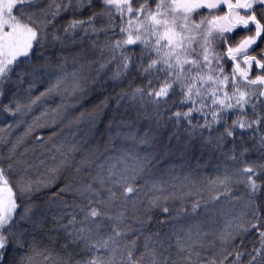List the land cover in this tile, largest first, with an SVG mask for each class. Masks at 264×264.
Instances as JSON below:
<instances>
[{
  "label": "snow or ice",
  "instance_id": "obj_1",
  "mask_svg": "<svg viewBox=\"0 0 264 264\" xmlns=\"http://www.w3.org/2000/svg\"><path fill=\"white\" fill-rule=\"evenodd\" d=\"M100 3L103 7L99 11L93 10L86 18L70 17L62 31L65 37H75L78 32L84 36L103 33L105 42L102 45L92 41L103 61L97 71L112 64L115 65L110 77L112 80L122 79L132 68L144 78V83L135 86L131 92L119 93L121 98L146 100L157 113L161 104L166 105L171 99L172 106L178 104L186 110L171 112L169 119H174L177 125L186 123L192 133L199 130L202 135L208 131V144L212 143V132L218 131L215 126H223V132L215 137L216 148H222L226 137L235 138L236 129L258 130L264 123V115L257 110L258 106L264 108V47H259L264 43V0H100ZM36 4L37 0H0V97L4 95V85L12 81L13 73L18 77L17 84L24 82L25 75H35L37 68L31 64V58L36 55L34 49L44 48L49 35L46 31L48 26L54 25L57 18L66 12L76 13L91 7L93 0H45L38 8L39 15L30 11ZM51 35L54 41H61L57 32ZM21 65H30L32 71H18ZM40 67H47V62ZM253 69L258 70L257 74L253 75ZM32 87L34 84L29 85V93ZM86 92L87 78L73 72L71 82L67 75L57 76L45 91L34 98L30 95L28 103L22 104L14 99L8 105L0 106V112L23 117L46 98L60 97V104L41 114L51 113L55 121V117L69 107L66 103L68 97H83ZM98 107H106V102L102 101ZM248 109H251L254 119L246 118ZM230 112L235 113L236 118L229 124L227 117ZM88 115L91 118L96 112ZM84 116L82 112L74 122H79ZM39 120L40 117H36L17 137L11 152L14 153L25 137L40 126ZM21 122L10 124L8 128L18 127ZM4 131L0 128V132ZM146 137L147 134L139 142L147 143ZM129 138L135 139V136ZM36 139L44 142L42 137ZM259 141L264 147V135L259 137ZM78 150L76 145H71L68 151L74 153ZM56 151L63 158L50 172L59 171L69 164L62 146ZM230 151L232 155L228 158L236 160L235 148ZM244 152H247L246 148L241 157ZM11 159L9 157L7 167L0 164V264H47L52 259L50 254L36 249H32L31 254L26 252L24 256L13 255L11 260L8 259L10 249L13 253L24 249L23 233L18 224L28 219L32 210L31 206H26L22 212L17 211L21 207L17 203L18 194L23 198L42 187H52L53 183L51 175L48 179L37 180L15 176V164ZM154 160L155 157L149 155L123 151L99 164L95 175L89 173L91 179L87 182L77 178L82 170L91 167V157L85 156L74 165L76 176L54 192L50 200L79 210L64 225L68 244L82 245L81 251L87 253L75 264H144L146 254L150 257L149 264H167V260L155 250L148 253L147 243L145 253H141L139 258H134L135 240L131 241V247L123 245L121 248L128 235L126 229H120L123 213L109 216L95 206L110 207L117 199L115 189H119L125 200L130 194L139 192L137 182ZM262 174L264 164L244 163L235 171L229 173L226 170L222 177L218 175L208 181V199L201 196L191 204L192 214L199 216L198 210L203 208L205 218L191 220L187 231L181 229L184 235L176 237V246L181 253H186L184 259L187 264H264V207L256 201L257 194L264 187L257 182ZM238 185L244 186L245 193L235 196L233 188ZM159 190L164 192L163 188ZM196 191L200 195V189ZM102 192H107V200L102 198ZM66 194L73 197L71 205L62 199ZM191 194L190 190L188 195ZM77 199L81 203H76ZM159 200L160 197H156L149 203L160 207ZM213 209L217 210V218L209 215ZM162 211L168 213L169 209L162 207ZM78 214L82 215L79 221ZM101 217L113 221L112 234L107 238L100 236L104 227L102 222H98ZM219 218H223V225L216 227ZM77 224L83 226L75 227ZM250 234L253 238L248 241L249 248L245 245ZM68 244H65V249ZM117 252L121 253L119 261ZM38 256L42 260L37 261ZM57 264H72V260L69 258Z\"/></svg>",
  "mask_w": 264,
  "mask_h": 264
},
{
  "label": "trees",
  "instance_id": "obj_2",
  "mask_svg": "<svg viewBox=\"0 0 264 264\" xmlns=\"http://www.w3.org/2000/svg\"><path fill=\"white\" fill-rule=\"evenodd\" d=\"M43 3L45 0H37V4L33 5L30 11H36L39 15L38 8ZM102 7L100 0H93L91 7H85L76 13L66 12L58 17L55 24L49 25L46 29L49 35L44 48L34 49L36 55L32 56L31 64L37 68L35 75H25L24 82L17 84L15 81L18 77L13 73L12 81L4 85V95L0 97V106L8 105L14 99L22 104L28 103L30 95L34 98L45 91L55 82L57 76L67 75L71 82V74L76 72L87 78L86 94L83 97H68L66 103L69 107L66 111H62L60 116L55 117V121L51 113L46 116L41 114L46 109L50 110L60 104V97L46 98L42 103L33 106V109L23 117L20 115L13 117L8 113L0 112V128L5 129L4 132H0V164L7 167L11 157V162L15 164V176H26L28 179L37 180L48 179L51 175L53 179L52 187H42L39 191L23 198H20L18 194L17 203L21 207L17 211L22 212L26 206H31L32 210L29 218L19 221L18 224L23 233L21 240L24 243V249L15 253L10 249L8 259L11 260L13 255L24 256L26 252L31 254L32 249L38 252L47 251L52 257L47 264H57L69 258L72 264H75L87 255L81 251L82 245L68 244V237L64 230V225L68 224L72 214L78 213L79 210L64 207L57 200H50V197L59 188L71 182L76 176L74 165L85 156H90L93 163L91 167L82 170L77 179L87 182L91 179L89 173L95 175L98 171L97 166L104 163L108 157L118 156L123 151H132L141 156L155 157L153 165L145 170L142 178L137 182L140 191L130 194L125 200L120 196L119 189H115L117 199L110 207L99 204L95 206L109 216L123 213L120 229H126L128 235L123 240L121 248L123 245L131 247V241L135 240L134 258H139L141 253H145L147 243L148 253L155 250L167 260V264H187L184 259L186 253H181L176 246V237L184 235L181 229L187 231L191 220L205 218L203 208L198 210L199 216L192 214V202L201 199V196L205 200L208 199V181L218 175L222 177L226 170L231 173L242 167L244 163L264 164V147H261L259 141V137L264 135V123L258 130L236 129L235 138L226 137L222 148H216L215 137L223 132V126H215L218 131L212 132L213 140L211 144H208L206 143L208 131L205 130L202 135L199 130L192 133L186 123L177 125L174 119H169L171 112L186 110V107L181 109L178 104L172 106L171 99L168 104H161L160 111L157 113L155 107L146 100L141 102L139 98L132 100L127 96L121 98L119 93L131 92L135 86L144 83V78L138 75L135 68H132L127 76L120 80H112L110 77L115 68L112 64L107 69L97 71L103 61L99 49L93 45L92 41L95 40L102 45L105 42L103 33L99 36H84L83 33L78 32L75 37H65L62 31L64 23L73 15L77 18H86L93 10L99 11ZM97 24L99 25V21ZM53 32L61 36V41L52 39ZM259 47H264V43H261ZM136 51L138 52L139 49L137 48ZM41 52L43 55L39 56ZM45 62L47 67H40ZM25 69L28 72L32 71L30 65H21L18 71L23 72ZM257 71L253 69V75L257 74ZM30 84H34L31 93L28 92ZM172 99H178V97ZM102 101L106 102V107H98ZM257 110L264 115V108L258 106ZM94 111L96 115L90 118L88 114ZM82 112L85 113L84 118L74 122ZM36 117H40L38 121L40 126L35 127L34 131L25 137L24 142L16 148L14 153L11 152L17 137L33 123ZM235 118L236 114L230 112L227 117L228 123L230 124ZM246 118H255L251 109L247 110ZM17 121H22L18 127L8 128V125H15ZM110 122L111 127H109ZM145 134H147L148 142L141 144L139 141L145 137ZM133 135L135 139L129 138ZM36 137H42L44 142L41 143ZM71 145H76L79 150L74 153L69 152ZM61 146L62 151L68 156L69 164L60 168L59 171L50 172L63 158L60 152L56 151ZM233 148H235L236 160L228 158L232 155L230 150ZM245 148L247 152H244L241 157L240 154ZM257 182L264 185V174L258 177ZM153 185L157 187L153 188ZM160 188L164 189L163 193L159 190ZM197 189H200V195L197 194ZM190 190L192 194L189 196ZM244 193L243 185L233 188L235 196ZM107 196V192H102L103 199L107 200ZM164 196L168 198L165 199ZM156 197H160V207L149 203ZM62 199L69 205L73 203V197L70 194L63 195ZM245 199H247L246 195ZM256 201L264 207V187L257 194ZM76 203L81 201L77 199ZM162 207H168V213H164ZM182 207L183 212H181ZM209 207L211 209V205ZM209 215L217 218V210H211ZM80 219L82 215L78 214L77 220ZM98 222L104 225L100 232L101 237L107 238L112 234L113 221L101 217ZM222 225L223 218H219L215 226ZM82 226L77 224L75 227ZM252 238L251 234L246 238V247H251L248 241ZM236 243H239V239ZM65 244H68L67 249L64 247ZM124 256L126 258V253ZM36 259L40 261L42 257L38 256ZM116 259L117 261L121 259L120 252H117ZM149 261L150 257L146 254L144 264H149Z\"/></svg>",
  "mask_w": 264,
  "mask_h": 264
}]
</instances>
